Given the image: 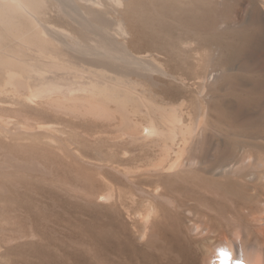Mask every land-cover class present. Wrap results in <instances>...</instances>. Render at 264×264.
Wrapping results in <instances>:
<instances>
[{
  "label": "bare ground",
  "instance_id": "1",
  "mask_svg": "<svg viewBox=\"0 0 264 264\" xmlns=\"http://www.w3.org/2000/svg\"><path fill=\"white\" fill-rule=\"evenodd\" d=\"M0 264H264V0H0Z\"/></svg>",
  "mask_w": 264,
  "mask_h": 264
}]
</instances>
